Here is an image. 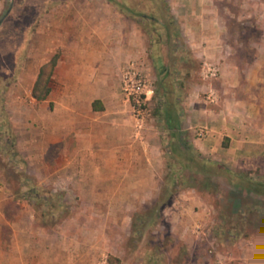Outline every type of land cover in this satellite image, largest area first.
Here are the masks:
<instances>
[{
  "label": "rangeland",
  "instance_id": "obj_1",
  "mask_svg": "<svg viewBox=\"0 0 264 264\" xmlns=\"http://www.w3.org/2000/svg\"><path fill=\"white\" fill-rule=\"evenodd\" d=\"M65 1L0 0V18L6 14L0 22V185L15 198L29 201L40 227L47 231L64 218H79L86 241L99 249L96 264H264V171H251L255 180L251 183L235 179L238 186L225 175L216 176L211 190L190 187L191 171L184 168V181H169L178 168L172 160L187 163L186 142L195 147L188 122H180L172 138L163 117L168 109L184 116L194 94L203 98L214 88L220 69L215 77L204 76L206 65L218 66L207 57L210 37L228 42L225 54L231 63L242 66L250 82L245 86L250 89L247 94L253 92L258 101L259 92L264 93L256 87L264 86V0H105L112 14L118 13L121 22L134 27L136 48L141 51L139 55L136 50L122 66L119 78L121 102L129 117L123 123L134 141L135 163H129L126 173L134 177L129 178L136 188L132 192L106 191L120 185L110 154L104 153L105 165L94 160L67 163L52 145L47 146L46 129L36 134V111L47 120L48 105L42 111L31 90L39 66L57 52L50 31L58 25L54 27L49 11ZM71 1L86 4V0ZM190 22L202 31L190 34L186 31ZM209 24L217 29L215 34ZM130 64L148 76L152 87L140 129L122 91V75ZM4 122L16 138L13 154L5 145ZM149 124L153 126L147 129ZM172 143L181 149L170 150ZM140 153L145 156L141 160ZM138 163L148 167V177L134 168ZM142 181L151 182V191H141L147 188L139 186ZM32 186L37 192L31 196L39 195L37 204L29 199L31 193H25Z\"/></svg>",
  "mask_w": 264,
  "mask_h": 264
},
{
  "label": "crops",
  "instance_id": "obj_2",
  "mask_svg": "<svg viewBox=\"0 0 264 264\" xmlns=\"http://www.w3.org/2000/svg\"><path fill=\"white\" fill-rule=\"evenodd\" d=\"M81 5L67 0L49 11L54 27L58 25V29L50 31L57 52L50 54L45 62L56 54L58 59L50 94L46 100L37 101L42 111L48 105V117L44 120L39 110L36 111V134L46 129L47 146L52 145L53 152L67 163L94 160L102 164L104 153L110 154L108 159L115 162L120 185L119 188L106 187V191L132 192L136 188L129 178L134 177L126 173L129 163H135L131 152L134 141L131 129L123 123L129 122V117L121 102L119 78L122 66L135 57L136 50L139 55L141 51L136 48L134 27L121 22L118 13L112 14L105 0H86V4ZM191 24L194 22L186 29L190 34L198 29L202 31L197 24ZM209 26L215 34V26ZM55 33L60 34L61 39L54 38ZM208 42L206 47L212 52L210 50L207 57L220 69L214 88L205 96L202 94L203 98L199 93L194 94L187 103L189 108L184 107V116L179 110L174 109L173 114L170 109L166 110L163 115L166 128L174 138L175 131L181 128L180 122H188L190 141L201 155L236 172L264 171V93L259 92L258 101L253 92L247 94L250 89L245 86L250 84L249 78L240 69L242 66L231 63L229 54H225L228 42L216 37H210ZM256 75L257 72L253 77ZM256 87L264 90L259 84ZM199 123L202 125L198 126ZM151 126L153 124L147 129ZM199 127L207 128L209 134L198 136ZM153 145L157 147L159 143L154 141ZM70 147L73 149L68 153ZM138 156L141 160L144 154ZM138 164H134V168L148 177L145 175L148 167ZM140 185L147 188L138 190L151 191V182L142 181ZM63 220L61 225L47 231L40 227L29 201L15 198L8 187L0 185V264H96L99 249L94 250V244L86 241V229L81 227V220L73 216Z\"/></svg>",
  "mask_w": 264,
  "mask_h": 264
},
{
  "label": "trees",
  "instance_id": "obj_3",
  "mask_svg": "<svg viewBox=\"0 0 264 264\" xmlns=\"http://www.w3.org/2000/svg\"><path fill=\"white\" fill-rule=\"evenodd\" d=\"M57 59H58V55L56 54L49 61L45 62L44 64L40 66L38 74L36 76V79L33 83L32 90H31V95L36 101H44L47 99L48 95L50 94L52 75H53L54 67L57 63ZM2 124L3 122H0V125ZM5 125L8 127V128L5 127V136L8 138L6 139L7 141L5 140L6 141L5 145L11 149L12 154H13L14 153L13 150L15 149L16 138L13 132L10 131L8 124L5 123ZM9 139L11 140V142H8ZM186 143L188 146L187 149L190 152L186 157L188 162L184 163L183 161L180 160V158L174 161L172 160L171 165L174 166L176 164L178 168L171 172L169 181H172L173 183L177 181H184L185 178L181 176L182 168L188 169L191 171L190 179L192 180L190 183V187L200 188L201 190H211L213 187H215L216 180L214 178L216 176L225 175L232 184L237 185V186L239 185L238 182L240 179H245L246 183H251L252 181H255L253 180L252 176L249 173L244 174L239 171L236 172V171L230 170L223 164H220L214 160L206 158L205 156L198 153L196 149L192 147L191 143H188V142ZM178 146L179 145H177L176 143H172V146H171L172 148H170V150L175 151L177 150ZM178 148L181 149V146ZM185 151L186 150L184 148L182 153H184ZM177 157L178 156H176V158ZM193 172L196 175L192 174ZM180 177H181V180H178ZM235 179H237L238 182H234ZM248 187L250 190H252L250 186ZM18 192L19 191H15L14 194ZM34 192H37L36 186H32L31 188H29V191L27 192L25 191V193H31L28 195V197H30L29 199L31 200V202L34 201V203L37 204L39 201V198H38L39 195L38 193H36L37 195L31 196L32 193Z\"/></svg>",
  "mask_w": 264,
  "mask_h": 264
},
{
  "label": "built area",
  "instance_id": "obj_4",
  "mask_svg": "<svg viewBox=\"0 0 264 264\" xmlns=\"http://www.w3.org/2000/svg\"><path fill=\"white\" fill-rule=\"evenodd\" d=\"M204 73L205 77H215L218 74V68L208 64ZM122 91L131 102L135 122L140 129L148 113L146 101L152 91L148 76L144 72L139 71L134 64H130L122 75ZM197 134L200 137H205L209 134V130L205 127H199Z\"/></svg>",
  "mask_w": 264,
  "mask_h": 264
},
{
  "label": "flooded vegetation",
  "instance_id": "obj_5",
  "mask_svg": "<svg viewBox=\"0 0 264 264\" xmlns=\"http://www.w3.org/2000/svg\"><path fill=\"white\" fill-rule=\"evenodd\" d=\"M5 17H6V14H5V15H3V16H2V18H0V19H2V20H3ZM2 20H1V21H2Z\"/></svg>",
  "mask_w": 264,
  "mask_h": 264
},
{
  "label": "water",
  "instance_id": "obj_6",
  "mask_svg": "<svg viewBox=\"0 0 264 264\" xmlns=\"http://www.w3.org/2000/svg\"><path fill=\"white\" fill-rule=\"evenodd\" d=\"M2 19H0V22H1Z\"/></svg>",
  "mask_w": 264,
  "mask_h": 264
}]
</instances>
